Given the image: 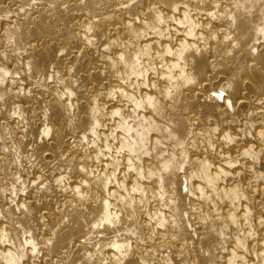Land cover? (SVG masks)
<instances>
[{
	"label": "bare ground",
	"instance_id": "1",
	"mask_svg": "<svg viewBox=\"0 0 264 264\" xmlns=\"http://www.w3.org/2000/svg\"><path fill=\"white\" fill-rule=\"evenodd\" d=\"M0 264H264V0H0Z\"/></svg>",
	"mask_w": 264,
	"mask_h": 264
},
{
	"label": "rangeland",
	"instance_id": "2",
	"mask_svg": "<svg viewBox=\"0 0 264 264\" xmlns=\"http://www.w3.org/2000/svg\"><path fill=\"white\" fill-rule=\"evenodd\" d=\"M212 93H214V91ZM181 179H182V182H183V191L186 192V190H187L186 181L184 180L183 176H182Z\"/></svg>",
	"mask_w": 264,
	"mask_h": 264
}]
</instances>
